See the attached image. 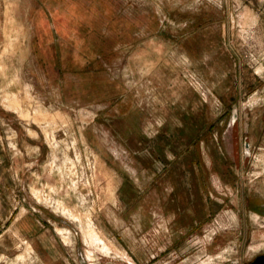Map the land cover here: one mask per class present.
Here are the masks:
<instances>
[{
    "label": "rangeland",
    "instance_id": "374dc122",
    "mask_svg": "<svg viewBox=\"0 0 264 264\" xmlns=\"http://www.w3.org/2000/svg\"><path fill=\"white\" fill-rule=\"evenodd\" d=\"M261 254L264 0H0V264Z\"/></svg>",
    "mask_w": 264,
    "mask_h": 264
},
{
    "label": "flooded vegetation",
    "instance_id": "af4514ba",
    "mask_svg": "<svg viewBox=\"0 0 264 264\" xmlns=\"http://www.w3.org/2000/svg\"><path fill=\"white\" fill-rule=\"evenodd\" d=\"M246 146L249 147V144L247 143ZM263 255H264V254H261V255L256 256V257L250 262V264H258V258H259L260 256H263Z\"/></svg>",
    "mask_w": 264,
    "mask_h": 264
},
{
    "label": "water",
    "instance_id": "95a60500",
    "mask_svg": "<svg viewBox=\"0 0 264 264\" xmlns=\"http://www.w3.org/2000/svg\"><path fill=\"white\" fill-rule=\"evenodd\" d=\"M236 111L234 112V117L236 118ZM258 264H264V255L263 256H260L258 258Z\"/></svg>",
    "mask_w": 264,
    "mask_h": 264
}]
</instances>
